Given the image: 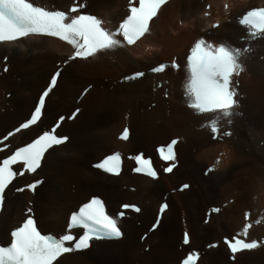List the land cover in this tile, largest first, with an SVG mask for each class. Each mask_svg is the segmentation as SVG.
Here are the masks:
<instances>
[{
	"label": "bare ground",
	"instance_id": "6f19581e",
	"mask_svg": "<svg viewBox=\"0 0 264 264\" xmlns=\"http://www.w3.org/2000/svg\"><path fill=\"white\" fill-rule=\"evenodd\" d=\"M30 2L60 10L82 5L79 13L96 15L112 31L128 15V0ZM252 7H264V0L169 2L152 22L150 34L137 45L67 63L74 50L57 39L29 36L0 43V148L7 147L0 158L53 128L56 135L70 137L46 153L36 174L18 176L6 190L0 241L9 242L10 231L28 216L38 220L45 234L64 235L70 215L90 198L101 196L109 212L118 217L123 238L93 240L88 250L66 254L57 264H178L192 251L201 252L199 264H264V38L246 39L247 32L238 22L239 15ZM216 22L220 26L214 29L211 26ZM201 37L215 45L250 49L242 58L245 70L233 77L239 82L240 107L239 114L229 119L189 107L185 58ZM175 57L182 66L179 71L170 67L163 74L152 72L162 63L171 64ZM59 68L63 70L42 119L4 140L35 111L41 92ZM137 72L145 75L136 81L127 78ZM60 117L65 118L63 123ZM212 120L218 121V139L212 138ZM125 128L131 131L127 141L120 139ZM224 131L232 135L223 136ZM173 140L179 165L170 176L161 174L154 181L134 173L133 157L143 154L162 172L168 164L160 160L156 148ZM112 153L125 158L118 178L93 166ZM211 167L214 171L209 172ZM37 179L44 183L35 193L16 191ZM186 182L189 190H180ZM171 190L177 195L171 196ZM231 199L235 201L230 204ZM127 202L138 205L140 211L120 217ZM165 202L170 207L161 214ZM238 204L243 207L241 218L235 212ZM212 207L220 212L207 216ZM246 214L251 215L249 240L261 246L236 254L234 261L224 240L237 234L243 237ZM157 220L159 226L152 230ZM137 222H142L140 227ZM184 231L191 234L187 247L182 244ZM215 242L219 247L208 250ZM147 246L150 252L145 251Z\"/></svg>",
	"mask_w": 264,
	"mask_h": 264
},
{
	"label": "snow or ice",
	"instance_id": "6c2138e0",
	"mask_svg": "<svg viewBox=\"0 0 264 264\" xmlns=\"http://www.w3.org/2000/svg\"><path fill=\"white\" fill-rule=\"evenodd\" d=\"M168 2L169 0H139L138 6H130V14L119 24L118 30L113 32L105 30L102 26L103 21L96 15L79 14L82 7L79 4L68 10H60L35 6L30 0H0V43L16 42L30 35L46 36L56 38L74 50L65 63L77 59L88 60L101 52L137 45L146 35L150 34L152 22ZM131 3L132 0H130ZM228 7V4L224 5L225 10ZM238 22L247 32L246 39L264 38V7L247 9L239 15ZM219 26V22L212 25L213 28ZM117 37H122L123 42ZM249 51L248 48H233L225 43L215 45L203 37L197 39L190 48L186 63L188 78L185 88L190 98L189 107L201 114L218 113L226 119L239 114L237 111L240 107L237 91L239 82L233 77H238L245 70L242 58ZM172 66L179 67L175 62ZM152 70L163 72L165 65ZM60 74L59 70L54 73L49 88L40 97L39 104L31 118L17 127L14 132L5 136L4 140L37 124L44 108L45 97L56 85ZM143 75V72H137L133 77L127 78L134 79ZM210 129L213 134L212 138L218 139L220 128L217 120L210 121ZM231 135L230 131L223 132V136L230 137ZM128 138L129 130L125 128L120 139L127 140ZM68 139L67 136L56 135L55 128H53L51 131L38 135L32 142L16 148L10 155L0 158V211H3L5 207L6 190L17 176L36 173L41 167L45 154L55 146L65 144ZM176 143L177 141L173 140L167 146L166 152L163 147L159 149L162 159L175 160L173 149ZM0 151L4 149L0 148ZM133 159L138 165L134 169L135 172L157 178V173L150 160L145 159L143 155H137ZM121 164L120 154L115 153L93 166L105 173L118 176ZM17 165L20 167H15ZM173 167L174 165H171L165 171L172 172ZM208 171L212 172L214 169H208ZM39 183L41 182L36 181L27 185L28 190L35 191ZM183 187L187 188L189 185L185 184ZM24 190V188L16 189L18 192ZM166 207V205L162 206L161 210L163 211ZM123 208L140 211L133 205H123ZM212 211L219 212L220 209L214 208ZM123 215L124 213L121 212L120 216ZM245 218H248V214ZM157 226H159V221L154 228ZM250 228L251 224L244 226L243 236L245 238ZM73 229L83 230L82 234H73ZM9 235V242L0 245V264H57V261L66 254L89 249L93 240L118 239L122 232L117 219L106 213L104 203L98 198H93L71 214L67 232L60 237L42 234L31 216H28L20 226L12 229ZM239 235L237 234V237L232 239H225L234 261L237 253L260 247L257 241L247 242L246 239L238 238ZM183 243L185 245L190 243L188 233L184 234ZM209 247H216V245L210 244ZM199 259L200 253L192 251L182 260V264H197Z\"/></svg>",
	"mask_w": 264,
	"mask_h": 264
},
{
	"label": "rangeland",
	"instance_id": "374dc122",
	"mask_svg": "<svg viewBox=\"0 0 264 264\" xmlns=\"http://www.w3.org/2000/svg\"><path fill=\"white\" fill-rule=\"evenodd\" d=\"M181 25V24H180ZM182 26V25H181ZM6 65V64H5ZM93 87V86H92ZM165 99H169V95L167 94V95H165ZM81 109V108H80ZM83 110V109H82ZM70 113V111L69 112H67V115ZM65 116V115H64ZM76 116V115H75ZM75 116H72L73 118L75 117ZM64 120H65V118L64 117H60L59 119H58V121L60 122V123H63L64 122ZM190 126H191V124H190ZM65 136H68V135H65ZM69 137V136H68ZM143 155H145V154H143ZM211 169H212V167H211ZM185 184H189L188 182H186ZM191 186V185H190ZM25 187V186H24ZM23 187V188H24ZM25 191H27V190H25ZM25 191H23V192H21V193H24ZM175 191L176 190H171V192H170V195L171 196H176L177 194H175ZM96 195H99V194H96ZM235 201V199H231L230 200V204H231V202H234ZM128 203V202H127ZM126 203V204H127ZM168 204H170L169 202H168ZM234 205V204H233ZM211 209L210 210H207L206 211V214H207V216H209V214H211ZM235 212H236V214H237V216L239 217V218H241L242 217V213H243V207H242V205L241 204H238L237 206H236V209H235ZM181 222L184 224L185 222H186V219L185 218H183L182 217V219H181ZM229 222V224H231V220L230 221H228ZM260 222V221H259ZM141 223L142 222H137V226L138 227H140L141 226ZM140 224V225H139ZM259 224V223H258ZM262 242H264V240L262 241ZM264 244V243H263ZM149 248H151V246H147L146 248H145V251L146 252H150L151 251V249H150V251H148L149 250ZM207 249L209 250V245L207 246ZM82 257H84L85 258V256H82ZM71 260H68V262H70Z\"/></svg>",
	"mask_w": 264,
	"mask_h": 264
}]
</instances>
